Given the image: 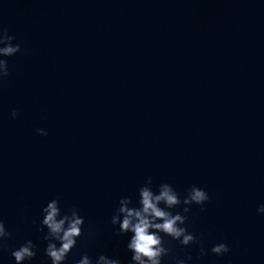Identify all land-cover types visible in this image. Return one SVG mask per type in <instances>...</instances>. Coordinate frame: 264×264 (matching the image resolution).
<instances>
[{"label": "water", "instance_id": "obj_1", "mask_svg": "<svg viewBox=\"0 0 264 264\" xmlns=\"http://www.w3.org/2000/svg\"><path fill=\"white\" fill-rule=\"evenodd\" d=\"M0 28L22 49L0 57V264L27 240L51 264L38 229L57 198L85 220L66 264H132L111 218L149 177L210 197L187 214L201 243L165 236L163 264H264V0H0Z\"/></svg>", "mask_w": 264, "mask_h": 264}, {"label": "clouds", "instance_id": "obj_2", "mask_svg": "<svg viewBox=\"0 0 264 264\" xmlns=\"http://www.w3.org/2000/svg\"><path fill=\"white\" fill-rule=\"evenodd\" d=\"M15 37L8 34L7 30L0 28V57L11 58L21 53L19 44L14 43ZM10 75L9 65L6 59H0V82ZM12 118L16 119L19 112L13 110ZM41 136L48 133L43 129L37 130ZM153 179L147 178L144 186L139 188V206H133L130 197H122L119 207L111 218V224L118 226L117 236L131 234L127 244L132 253V264H163L165 257H172L173 253L165 246L164 237H170L178 241L183 247H191L200 244V240L186 227L188 213L193 204L203 206L210 201L208 193L196 186L189 188L183 199L179 192L168 183L159 185L158 191H153ZM182 208V213L173 210ZM43 219L40 222L39 231L47 234L43 239L47 242L45 255L51 260V264H66L68 256L77 248L78 240L84 236L85 220L79 214L76 207L62 212L60 199H53L43 208ZM257 211L264 215V205ZM35 223V222H34ZM12 239L2 220H0V251L7 247V241ZM213 254L224 256L230 252L227 244L219 243L211 248ZM38 253V247L32 240H27L18 249L12 250L16 264H31ZM201 256L207 255V250L201 245ZM175 264H187L192 260L188 255L187 260L174 258ZM77 264H121L119 259H113L106 255H99L95 262L85 253Z\"/></svg>", "mask_w": 264, "mask_h": 264}]
</instances>
